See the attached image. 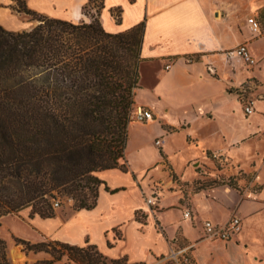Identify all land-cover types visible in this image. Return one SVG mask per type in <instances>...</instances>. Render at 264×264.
Here are the masks:
<instances>
[{
	"label": "crops",
	"instance_id": "obj_1",
	"mask_svg": "<svg viewBox=\"0 0 264 264\" xmlns=\"http://www.w3.org/2000/svg\"><path fill=\"white\" fill-rule=\"evenodd\" d=\"M90 1L26 0V3L32 11L77 23L82 20L83 7ZM100 1L103 8L99 21L106 32L122 33L143 24L140 56L143 69L152 75V82L147 88L137 89L135 106L152 111L155 120L150 123L157 125V136L168 140L182 134L188 149L198 154L217 152L231 158L244 155L251 169L250 163H257L256 181L264 186V53L256 51L253 44L251 47L246 44V35L238 34L232 13L237 3L231 0ZM14 6L15 0H0V25L14 32L31 29L14 11ZM241 44L256 59V66L246 65L255 70L237 67L239 58L231 54ZM260 46L264 48V44ZM167 66L170 68L166 69ZM250 79L258 80L261 85L259 96L250 101L253 112L246 114L234 90ZM206 122L218 126L208 139L193 132L197 125ZM210 141L218 143L219 148H212ZM159 150L173 164L162 146ZM126 160L127 172L110 169L96 173L101 184L97 205L92 210L56 212L51 219L30 218L29 212L22 211L35 236L30 241L41 243L49 239L79 247L91 244L108 259L127 257L129 264H181L177 253L181 249L191 250L197 264H264V252L261 262L257 260L259 255L237 243L241 232L227 243L204 238L206 221L227 220L233 201L229 191L218 196L207 192L193 198L195 218L197 221L203 218V239L193 238L191 215L186 218L185 211L183 219L176 223L164 220L166 213L183 209L184 205L180 197L169 194L171 182L160 168L161 155L142 172L132 167L127 153ZM150 192L156 195L155 208L146 204V199L153 197ZM260 196L264 200V189ZM263 205V201H246L238 209L240 214L248 216ZM137 213L142 216L140 220Z\"/></svg>",
	"mask_w": 264,
	"mask_h": 264
},
{
	"label": "trees",
	"instance_id": "obj_2",
	"mask_svg": "<svg viewBox=\"0 0 264 264\" xmlns=\"http://www.w3.org/2000/svg\"><path fill=\"white\" fill-rule=\"evenodd\" d=\"M20 1L13 9L37 25L18 32L0 25V225L28 208L30 218H54L59 198L72 200L74 211L94 209L96 173L128 171V127L140 88L143 24L111 34L98 19L52 18ZM15 242L23 252L51 256L35 264H62L64 257L75 264H129L91 244ZM0 264H12L2 240Z\"/></svg>",
	"mask_w": 264,
	"mask_h": 264
},
{
	"label": "rangeland",
	"instance_id": "obj_3",
	"mask_svg": "<svg viewBox=\"0 0 264 264\" xmlns=\"http://www.w3.org/2000/svg\"><path fill=\"white\" fill-rule=\"evenodd\" d=\"M231 1L237 3V8L232 13L238 34L246 35L247 41H245V43L249 46L250 44H253L256 51L261 52L262 50L264 53V48H261L260 46L261 44H264V0ZM20 2L27 5L26 0H21ZM100 5V0H95L90 5L88 3L87 8L83 10L82 20L77 23H90L93 19L99 20L97 10ZM15 6L17 7L16 2ZM15 12L18 13L17 11ZM20 15L23 21L32 26V28L37 25V21H33L31 17L25 14ZM249 18H255L260 24L261 34L259 36L250 32L247 25ZM14 27L17 28V26ZM238 60V68L243 70L248 69L243 61L240 59ZM143 68L144 64L140 56L139 73L142 71V79L139 86L147 88L151 85L152 75L148 69ZM260 85L261 83L258 80L250 79L234 90L238 96V100L243 106L248 105L250 101H253L255 97L259 96L257 95V92ZM135 108L136 106L134 109ZM129 127L128 138L131 141L127 144L126 153L132 167L137 172H142L147 165L156 161L161 155V162L163 165L160 166V168L164 170L168 177V181L171 182L168 186L170 187L169 194L180 197L181 203L184 205L183 209H177L166 213L164 215V220L173 224L183 219L184 211L185 213L190 212L191 221H189V223L191 224V228L193 227L194 229L190 230L191 237L196 238L199 236V239H203L201 223L203 218L198 221L196 220L195 212L192 209V206L195 203L193 198L198 194H204L207 192L214 193L218 196L224 195L229 191L233 196V201H231V212L227 219L232 216H238L242 219V231L239 235V239H237V243L247 248V250L253 251L256 255H259L257 256V260L262 262L263 259L261 255L264 252V205L260 206V209L252 212V214L248 216L240 214L238 209L240 204L246 201L257 203L263 201L264 204V200H262L260 196L264 186L259 185L256 181L258 173L257 163H250L253 167L251 169L247 158H244V155H237V157L231 158L228 155H223L217 152L207 153L206 151H203L202 154H198L199 152L196 153L194 150L188 149V143L186 142V137H184V135L176 134L169 137L168 140H164L157 136L158 128L156 124L135 122L132 119V115ZM217 128L218 126L216 124L206 122L197 125L193 132L204 139H208V135L216 131ZM158 138H160L162 142V145L160 146L156 145V141L159 140ZM138 139H140V141H138ZM208 144L214 149L219 148L218 143L213 141L208 142ZM161 146L163 150L167 151L171 156L173 164L168 161L164 153H162V150H159ZM152 190L155 191V188H152ZM152 194L153 193L150 192V195ZM206 195L213 197L211 194ZM153 197H156V195L153 194ZM200 197L204 198L203 196ZM167 201L169 202V200ZM57 203L60 204L57 208V212L72 210L74 205L72 200L65 198H59ZM24 211L25 213H30L31 209L28 208ZM25 215L26 214L23 212L18 215L5 217L0 225V240L6 243L8 257L12 264H15L12 252L14 251L16 253L18 251L17 247L22 249V246L16 244L15 238L28 241L35 238L33 230ZM240 237H243V240H241ZM51 241L52 240L46 239L43 242ZM180 246L184 247V244L180 243ZM177 253L179 255L180 263H182L183 260H189L191 264H197L191 250L186 249L184 251V249H181L178 250ZM185 257L188 259H185ZM49 260H51V256L46 253L33 254L23 252L21 264H35L39 261ZM61 263L72 264L73 262H68L67 258L64 257Z\"/></svg>",
	"mask_w": 264,
	"mask_h": 264
},
{
	"label": "built area",
	"instance_id": "obj_4",
	"mask_svg": "<svg viewBox=\"0 0 264 264\" xmlns=\"http://www.w3.org/2000/svg\"><path fill=\"white\" fill-rule=\"evenodd\" d=\"M248 25L250 27L251 33L259 36L261 34L260 24L256 21L255 18L248 19ZM231 55H235L241 59L245 65L248 67H253L257 65L256 59L251 55L245 44L239 45ZM170 66H167L166 69H169ZM246 114H251L253 112V103L249 102L248 105L244 108ZM132 119L138 123H150L155 120L154 114L152 111L145 108H135L132 113ZM156 145H162L161 140L156 141ZM146 204L149 207L157 206V199L151 197L146 199ZM54 207L58 208L59 203L55 202ZM191 213L186 212L185 217H190ZM242 229V220L238 216H232L223 223H214L212 221H206L204 223L205 239L210 241H221L224 243L232 241Z\"/></svg>",
	"mask_w": 264,
	"mask_h": 264
},
{
	"label": "water",
	"instance_id": "obj_5",
	"mask_svg": "<svg viewBox=\"0 0 264 264\" xmlns=\"http://www.w3.org/2000/svg\"><path fill=\"white\" fill-rule=\"evenodd\" d=\"M18 251L15 253L14 251L13 253V258H14V263L15 264H21L22 263V255H23V251L21 248L17 247Z\"/></svg>",
	"mask_w": 264,
	"mask_h": 264
}]
</instances>
